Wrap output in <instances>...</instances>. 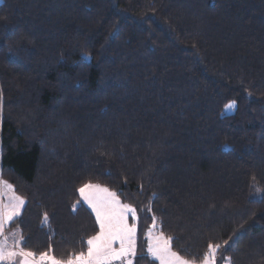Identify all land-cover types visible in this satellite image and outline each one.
Returning a JSON list of instances; mask_svg holds the SVG:
<instances>
[{"label": "trees", "instance_id": "trees-1", "mask_svg": "<svg viewBox=\"0 0 264 264\" xmlns=\"http://www.w3.org/2000/svg\"><path fill=\"white\" fill-rule=\"evenodd\" d=\"M0 179L37 254L86 251L93 183L137 210L133 264L153 217L197 264H264V0H2Z\"/></svg>", "mask_w": 264, "mask_h": 264}, {"label": "snow or ice", "instance_id": "snow-or-ice-1", "mask_svg": "<svg viewBox=\"0 0 264 264\" xmlns=\"http://www.w3.org/2000/svg\"><path fill=\"white\" fill-rule=\"evenodd\" d=\"M235 102L225 105L231 109ZM80 200L91 209L99 230L85 242L86 251L71 253L66 259L46 252L36 253L23 247L24 237L12 234L11 243L5 234L7 226L22 213L26 201L16 194L12 184L0 180V264H133L137 256V210L122 203L114 191L99 184L85 183L77 189ZM75 208L76 205H73ZM129 216L132 223H129ZM47 216L45 215V220ZM146 233L147 255L158 264H197L172 248L173 237L156 234V218ZM228 242L225 241V244ZM219 244L209 243L200 264H216ZM225 260L229 258L225 257Z\"/></svg>", "mask_w": 264, "mask_h": 264}, {"label": "rangeland", "instance_id": "rangeland-1", "mask_svg": "<svg viewBox=\"0 0 264 264\" xmlns=\"http://www.w3.org/2000/svg\"><path fill=\"white\" fill-rule=\"evenodd\" d=\"M1 1L2 0H0V3H1ZM229 111V110H228ZM1 180V179H0ZM82 203H83V201H81ZM85 204V203H84ZM86 205V204H85ZM87 206V205H86ZM88 207V206H87ZM90 209V208H89ZM90 211H91V209H90ZM130 217V216H129ZM131 218V217H130ZM153 231L156 233V234H159L160 233V231H159V229H158V227L157 226H155V228L153 229ZM13 233H16V231H12V230H9L8 229V226H7V228H6V230H5V234L6 235H8L9 236V243H11V240H12V234ZM225 264H228L227 262L225 263Z\"/></svg>", "mask_w": 264, "mask_h": 264}, {"label": "crops", "instance_id": "crops-1", "mask_svg": "<svg viewBox=\"0 0 264 264\" xmlns=\"http://www.w3.org/2000/svg\"><path fill=\"white\" fill-rule=\"evenodd\" d=\"M2 2V1H1ZM17 234V233H16ZM17 237H18V234H17Z\"/></svg>", "mask_w": 264, "mask_h": 264}]
</instances>
